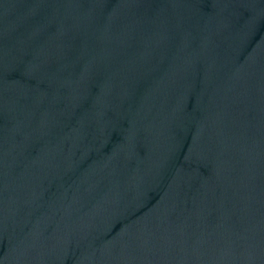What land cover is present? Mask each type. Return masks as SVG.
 I'll return each instance as SVG.
<instances>
[{"label": "water", "instance_id": "1", "mask_svg": "<svg viewBox=\"0 0 264 264\" xmlns=\"http://www.w3.org/2000/svg\"><path fill=\"white\" fill-rule=\"evenodd\" d=\"M0 264H264V0H0Z\"/></svg>", "mask_w": 264, "mask_h": 264}]
</instances>
